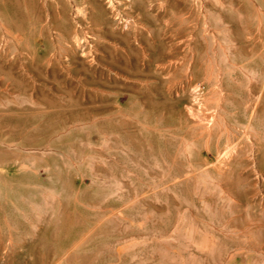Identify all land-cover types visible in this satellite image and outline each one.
Returning a JSON list of instances; mask_svg holds the SVG:
<instances>
[{"label":"rangeland","instance_id":"1","mask_svg":"<svg viewBox=\"0 0 264 264\" xmlns=\"http://www.w3.org/2000/svg\"><path fill=\"white\" fill-rule=\"evenodd\" d=\"M3 1L0 264H264V0Z\"/></svg>","mask_w":264,"mask_h":264},{"label":"bare ground","instance_id":"2","mask_svg":"<svg viewBox=\"0 0 264 264\" xmlns=\"http://www.w3.org/2000/svg\"><path fill=\"white\" fill-rule=\"evenodd\" d=\"M3 0H0V3L2 2ZM8 1V3H10V5H11V3L12 4H19V1L20 0H7ZM25 1V0H24ZM155 1V0H154ZM159 1V0H158ZM161 1H165V0H161ZM176 1V2H175ZM178 1L179 0H171V2L173 3V2H175V3H177L178 4ZM3 2H6V1H3ZM20 2H23V0L22 1H20ZM88 2V1H87ZM156 2V1H155ZM89 4H90V8H91V19L92 20H94V21H96V22H98L100 25H101V27H100V29L101 30H98V31H100V34L103 36V37H105L106 39H109V40H111L112 41V43H117V44H119L120 46H122L124 49H125V51L127 52V54H133L134 56H136V54H137V49L135 48V47H133L132 46V44H131V36H133V34H130L128 31L127 32H120V30L118 31V29L116 28V27H114V23H113V21H112V19H111V17L109 16V12L105 9V7L103 6V2L101 3L100 1H97V0H89V2H88ZM108 4H109V6L113 9V10H115V5H117V4H114V0H108V2H107ZM116 3V2H115ZM145 3V2H144ZM160 3V2H159ZM169 4V3H168ZM135 5V4H134ZM165 5V4H164ZM170 5V4H169ZM175 5V4H174ZM4 6V5H3ZM7 6H8V4H7ZM12 6V5H11ZM23 6V5H22ZM144 6V5H143ZM170 6H172V5H170ZM169 6V7H170ZM13 7H15V5L13 6ZM17 7V6H16ZM136 7V6H135ZM174 7V6H173ZM177 7V6H176ZM140 8V10L142 11V21L144 20V21H146L147 19H149L151 16L150 15H152V14H149V13H147V12H145V7H144V9H143V7H139ZM142 8V9H141ZM171 8V7H170ZM175 8V7H174ZM174 8H173V10H174ZM21 9V8H20ZM66 9L67 8H65L64 9V12L66 11ZM138 9V8H137ZM172 9V8H171ZM10 10H11V8H10ZM15 10H17V9H15ZM14 10V11H15ZM19 10V9H18ZM118 10V9H117ZM1 11V10H0ZM20 11V10H19ZM146 11H147V9H146ZM13 12V11H12ZM18 12V11H17ZM140 12V11H139ZM175 12H178L177 10L175 11ZM175 12H174V15H176L175 14ZM80 12H78L77 13V16H78V14H79ZM116 14V16H115V20H117L116 21V23H117V27H118V24H123V29H130V28H132L133 27V29H134V27L135 28H137V30H140L141 28H140V26L139 25H141V23L139 24V22H137L133 17H131V16H128V15H122V14H120L119 13V11L118 12H115ZM153 13V12H152ZM3 14V13H2ZM11 14V13H10ZM124 14H125V12H124ZM178 14V13H177ZM141 16V15H140ZM154 16V15H153ZM14 17V16H13ZM177 17H179V16H177ZM63 18H64V21L66 20L67 22L69 21V17H67V13L66 14H64V16H63ZM73 18V17H72ZM72 18H70V19H72ZM74 18H75V16H74ZM154 18V17H153ZM153 18H150L149 20L151 21V19L152 20H154ZM0 24H3L4 26L5 25H11V26H15L16 25V27H18L19 26V24L17 23V22H19L18 20H16V18H15V20L17 21H9L4 15H0ZM10 19V18H9ZM12 19V18H11ZM18 19H21V18H18ZM79 19H80V17H79ZM136 19H138V18H136ZM158 19V18H157ZM178 19V18H177ZM176 19V20H177ZM14 20V19H13ZM81 20V19H80ZM77 21V20H76ZM75 21V22H76ZM79 21V20H78ZM21 22V21H20ZM67 22H65V23H67ZM70 22V21H69ZM68 22V23H69ZM80 22V21H79ZM156 22V21H155ZM154 22V23H155ZM7 23V24H6ZM71 23H73L72 21H71ZM149 23V22H148ZM152 23H153V21H152ZM177 23H180V21L178 20V22ZM70 24V23H69ZM149 24H151V23H149ZM67 25V24H66ZM179 25V24H178ZM8 26V27H9ZM71 26V25H70ZM73 26V25H72ZM132 26V27H131ZM148 25H146L145 27H147ZM154 26V25H153ZM128 27H130V28H128ZM12 28V27H11ZM15 28V27H14ZM140 28V29H139ZM144 28V27H143ZM152 28V27H151ZM156 28H158V26L156 27ZM67 29H68V27H67ZM71 29H73V28H71ZM70 29V30H71ZM132 29V30H133ZM150 29V28H149ZM149 29H147V30H149ZM155 29V28H154ZM16 30V29H15ZM15 30H13V31H15ZM19 30V29H18ZM70 30H66L67 32V34H69L70 33ZM136 29H134L133 31H135ZM142 30V29H141ZM146 30V29H145ZM157 30V29H156ZM73 31V30H72ZM126 31V30H125ZM174 31V30H173ZM182 31H184V29H182L180 32H182ZM136 32V31H135ZM145 33H146V31H144ZM143 32V33H144ZM148 32V31H147ZM151 32H152V30H151ZM158 32V31H157ZM156 32V33H157ZM162 31H160V33H161ZM174 32H176V30L174 31ZM74 33V32H73ZM72 33V34H73ZM76 33V32H75ZM74 33V34H75ZM132 33V32H131ZM142 32H140L139 33V36L138 37H140V38H142V40H146V38H145V35H147V33L144 35ZM169 33V32H168ZM183 33V32H182ZM187 33V32H186ZM72 34H70V35H72ZM99 34V33H98ZM137 34V33H136ZM148 34H149V32H148ZM176 35H177V32L175 33ZM131 35V36H130ZM151 35V34H150ZM152 35H153V33H152ZM155 35V34H154ZM160 35V34H159ZM159 35H158V37H159ZM175 35V36H176ZM178 35H180L179 34V32H178ZM76 35H74V37H75ZM94 36V35H93ZM100 36V35H99ZM137 36V35H136ZM157 36V35H156ZM162 36V38L164 37V40H165V36H163V35H161ZM72 37V36H71ZM89 37V36H88ZM150 37V36H149ZM178 37V36H177ZM176 37V38H177ZM87 38V37H86ZM90 38V37H89ZM134 38H136V37H132V39H134ZM161 38V39H162ZM137 39V38H136ZM135 39V40H136ZM168 39V38H167ZM79 39L78 38H76V40L74 41V42H76V41H78ZM103 40V39H102ZM101 40V38H100V41H102ZM139 40V39H138ZM142 40L140 39V41L142 42ZM100 41H98V42H100ZM133 41V40H132ZM155 41V40H154ZM166 41V40H165ZM170 41H171V39H170ZM79 42V41H78ZM97 42V41H96ZM107 42H109V41H107ZM107 42H105V43H107ZM136 42V41H135ZM157 42H158V40H157ZM133 43H134V41H133ZM137 43V42H136ZM143 43V42H142ZM166 43V42H165ZM152 44H154V42L152 43ZM162 44V42H160V44H158V45H161ZM97 45V44H96ZM149 45H151V43L149 44ZM163 45V44H162ZM165 45V44H164ZM167 45V44H166ZM112 46V45H111ZM155 46H156V44H155ZM155 46H153V48L155 47ZM172 46V45H171ZM119 47V46H118ZM148 47V46H147ZM164 48H165V46H163ZM98 48V47H97ZM115 48V47H114ZM114 48H112V47H109L108 45H106V46H103L102 47V49L108 54V56L109 57H111V59H112V62H111V64L113 65V66H115V64H114V59L115 58H122L123 60H125V57L126 56H124V54L122 55H120L119 54V52L117 51V50H115ZM144 49L146 48V46L145 47H143ZM148 48H151V46L150 47H148ZM148 48H147V50H148ZM168 48V47H167ZM166 48V49H167ZM117 49V48H116ZM142 49V48H141ZM163 49V48H162ZM143 50V49H142ZM171 50H172V48H171ZM5 51V50H4ZM3 51V48H2V51H0V74H2V75H8V77H9V79H11L15 84H17V86H19V91L20 92H23L24 91V89H23V87H21V84H22V78L21 77H19V76H17V77H15L14 75H12V72H13V70L16 68L15 67V64L14 63H11V67H10V69L9 70H7L6 68H5V66L4 65H6V61H7V58H8V53L5 51L4 52ZM150 51V50H149ZM155 51V50H154ZM173 51V50H172ZM145 52V51H144ZM156 52V51H155ZM155 52L153 53V54H155ZM102 53V52H101ZM149 53V52H148ZM151 53V52H150ZM168 53H170V52H167V54ZM152 54V53H151ZM166 54V55H167ZM143 55H144V53H143ZM174 55V54H173ZM145 56V55H144ZM106 57V56H105ZM165 57V56H164ZM45 61V60H44ZM105 61V60H104ZM46 62V61H45ZM106 62V61H105ZM47 63V62H46ZM85 63V62H84ZM107 63V62H106ZM78 64V63H77ZM81 64H82V62H81ZM102 65V64H101ZM104 65V64H103ZM107 65V64H106ZM108 66H110V65H108ZM113 66H111V67H113ZM111 67H110V69H111ZM53 68H55V67H53ZM105 69H106V67H104ZM92 69H94V67L92 68ZM92 69H87V72H91V70ZM107 69H109V68H107ZM100 70V69H99ZM8 71V72H7ZM98 71V70H97ZM114 71H115V68H114ZM93 72V71H92ZM94 72H96V70L94 71ZM103 72V71H102ZM106 72H108V71H106ZM111 72V71H110ZM109 72V73H110ZM129 72H130V70H129ZM117 72H115V74H116ZM121 73V72H120ZM93 74H95V73H93ZM114 74V73H113ZM108 75V74H107ZM117 75V74H116ZM115 76V75H114ZM103 77H104V75H103ZM106 77V76H105ZM104 77V78H105ZM108 77V76H107ZM104 78H102V79H104ZM112 78V77H111ZM110 80V79H109ZM118 81V80H117ZM97 82V80L96 79H89L88 80V83L89 84H94V83H96ZM105 82V81H104ZM112 84V83H111ZM97 85V84H96ZM50 115V114H49ZM21 117H19V116H14V117H12V115H10V114H7L5 117H0V124H2V123H4V124H6L8 121L9 122H14L15 124H14V126H13V130H19L20 131V123H21ZM16 124H17V126H16ZM3 125V124H2ZM12 127V126H11ZM226 154V153H225ZM3 159V154H0V161Z\"/></svg>","mask_w":264,"mask_h":264}]
</instances>
